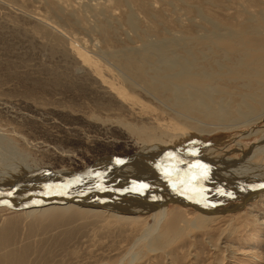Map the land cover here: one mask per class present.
<instances>
[{"label": "rangeland", "instance_id": "obj_1", "mask_svg": "<svg viewBox=\"0 0 264 264\" xmlns=\"http://www.w3.org/2000/svg\"><path fill=\"white\" fill-rule=\"evenodd\" d=\"M263 63L264 0H0V187L149 153L107 181L131 195L116 212L0 206V264H264V192L213 204L232 198L233 167H264ZM187 76L210 88L180 86ZM203 102L220 115H197ZM198 185L222 214L169 203L156 225L141 205Z\"/></svg>", "mask_w": 264, "mask_h": 264}, {"label": "bare ground", "instance_id": "obj_2", "mask_svg": "<svg viewBox=\"0 0 264 264\" xmlns=\"http://www.w3.org/2000/svg\"><path fill=\"white\" fill-rule=\"evenodd\" d=\"M243 34V33H242ZM241 36V35H240ZM244 36V35H243ZM242 40V39H241ZM238 42H240L238 40ZM242 42V41H241ZM240 42V43H241ZM152 54V53H151ZM148 57V56H147ZM260 58V57H259ZM128 59V58H127ZM259 60V59H258ZM128 61V60H127ZM137 62V61H136ZM195 64V63H194ZM139 65V64H138ZM141 65V64H140ZM139 65V66H140ZM261 65V66H260ZM259 66H257L259 69H260V80L264 81V63L263 65L260 64ZM127 66H129L127 64ZM142 66H144V64H142ZM133 67V66H132ZM195 68V67H194ZM193 68V69H194ZM197 68V67H196ZM137 69V68H136ZM199 69V68H198ZM257 69V68H256ZM133 70V69H132ZM145 70H143L144 72ZM241 71V70H240ZM247 71V70H246ZM257 71V70H256ZM259 71V70H258ZM135 72V71H133ZM145 73V72H144ZM235 73V74H234ZM237 72H233V75H236ZM250 73V72H249ZM256 74H258L256 72ZM232 75V76H233ZM239 75L241 76V73H239ZM238 75V76H239ZM244 75V74H243ZM237 76V77H238ZM188 79L184 78L185 80H183V76L180 80L179 78V81H178V84L180 86H183L185 85V87L187 88V86H190L192 85L195 86V88H202L204 87V90L206 88H210L208 87L210 82H205L203 81L204 79L202 80H191L189 79L190 77L187 76ZM199 78V77H198ZM239 78V77H238ZM256 78V76H255ZM258 78V77H257ZM193 79V78H192ZM245 79V78H244ZM248 79V78H247ZM259 79V78H258ZM242 80V79H241ZM263 83V86H264V82ZM167 82V81H166ZM257 82V81H256ZM163 84V83H162ZM166 84V83H165ZM171 84V83H170ZM258 84V82H257ZM259 85V84H258ZM152 86L150 85V88ZM157 87V86H156ZM156 87H154L156 89ZM191 87V88H192ZM262 87V86H260ZM153 88V87H152ZM159 88H157L156 90H158ZM194 89V88H193ZM262 89V88H261ZM264 90V89H262ZM197 91V90H196ZM208 91V90H207ZM200 92V91H199ZM203 92V91H202ZM206 92V90L204 91ZM264 92V91H263ZM262 92V93H263ZM201 94V92H200ZM202 95V94H201ZM209 99H213V98H209ZM262 99V98H261ZM216 101V100H215ZM261 101V100H260ZM263 101H264V94H263ZM214 102V100H213ZM219 102V101H218ZM259 102V101H258ZM194 104V101L192 102ZM229 103V102H228ZM261 103V102H260ZM263 103V102H262ZM220 104V103H219ZM224 104V102H223ZM221 104V105H223ZM234 104V103H233ZM231 104V105H233ZM236 104V103H235ZM186 105H187V101H186ZM215 104H209V103H206V102H203V105H202V110L199 111L197 110L196 113L197 115L201 116V117H205L206 119L207 118H214L216 117L217 115V107L214 109V106ZM218 105V104H217ZM227 105V104H226ZM220 106V105H218ZM232 107V106H231ZM239 107V106H237ZM261 107V106H260ZM233 108V107H232ZM196 109V108H195ZM220 109V108H219ZM262 109V108H261ZM193 110V109H192ZM236 110H234L235 112ZM238 112V111H237ZM220 112H218L219 114ZM246 113V112H245ZM254 113V112H253ZM229 114V113H228ZM220 115V114H219ZM232 115V112L230 113V115L228 117H230ZM258 115V114H257ZM192 118H189V119H192L193 121L194 120H198L197 118L198 117H194V116H191ZM232 117V116H231ZM234 118V116H233ZM238 118V117H237ZM231 119V118H230ZM263 120L264 119V110L259 113V115L257 116V118L255 120ZM233 120V119H231ZM238 120V119H237ZM255 120H252V121H247V122H243L242 124H248L250 125L252 122H255ZM230 121V120H228ZM196 122V121H195ZM239 122V121H238ZM241 123V122H240ZM258 123V122H257ZM256 124V123H255ZM227 126V125H226ZM225 126V127H226ZM223 127V126H222ZM224 128V127H223ZM181 129H184L183 127H181ZM221 129V128H220ZM226 131L229 130L228 128H224ZM233 130V129H232ZM253 130V129H252ZM230 131V130H229ZM261 142L264 143V136L261 138L260 140ZM262 144V143H261ZM259 145H256V146H253V148L251 149V151L249 153H251L250 155H253L252 153L254 151H256V147H258ZM264 146V144H263ZM147 151L145 152H141V153H137V154H134L132 156H129L127 158H122V159H119V158H115V159H107V160H102L100 161L99 163H97V165L95 167H91V168H88V169H85V170H82L80 172H64V171H47V174H40V175H25V181L27 184L25 185H17V186H14L15 188V193H17L16 196H14L13 198H11V200L9 201V206H4V207H7L9 208L10 210H14L16 209L17 207H19L20 205H23L24 203H35V204H41V203H45L49 200H51V203L48 204L47 206H44L46 208H55L54 206H64L65 208H67V205L68 204H73L75 206H78L80 208H83V209H100V210H115L116 212V209L118 207H121V208H124L125 206H128L127 205V202L128 200H131L132 199H128L127 197L131 196H127V197H123L122 194H120V192H113V193H107V181L108 182H113V185L114 184H119L121 180H119L115 174V172H117L120 168H122L123 166L125 165H128V164H134L136 163V160L139 159L140 157H149L147 156L146 154H149L147 153ZM264 151H261V150H258L257 151V154H262ZM146 153V154H145ZM248 153L247 154H244V157H248L250 156ZM256 153V152H255ZM177 156V155H176ZM185 156H188V158H190V160L192 159V161L194 163H197L196 160L198 162H202L201 161V158L199 157H193V156H190V155H187L185 154ZM204 156V155H203ZM202 156V157H203ZM206 156V155H205ZM264 156V154L262 155ZM209 157V156H208ZM207 157V158H208ZM243 157V158H244ZM259 157V156H258ZM211 158V157H210ZM251 158V156L249 157V159ZM264 158V157H263ZM184 159H186L184 157ZM224 159V158H223ZM262 159V157H261ZM145 160V159H144ZM210 160V159H209ZM220 160V159H219ZM259 160V159H258ZM162 160H159V162H161ZM189 161V159H188ZM213 162V160H211ZM222 161V160H221ZM159 162H156L157 164ZM178 162V161H177ZM216 162V161H215ZM223 162V161H222ZM191 163V162H190ZM224 163H227V160L226 162ZM231 163H234V162H230L229 163V166H233V165H230ZM161 164V163H159ZM179 164H182V163H179ZM185 166L184 167H189L186 165V163H184ZM198 164V163H197ZM209 164V163H208ZM219 164V163H218ZM228 164V163H227ZM258 164V163H257ZM165 165V164H164ZM169 165V164H168ZM195 165V164H194ZM192 165V166H194ZM200 165V163H199ZM226 164H224L225 166ZM166 166V165H165ZM202 167H209L208 165H204V163L201 164ZM227 166V165H226ZM217 168V166H216ZM111 169V170H110ZM113 169V170H112ZM164 169V168H162ZM173 169V168H172ZM189 169V168H188ZM187 169V170H188ZM191 169V168H190ZM193 169V168H192ZM218 169V168H217ZM249 169H252V170H256L255 173H259L260 177L262 178V169H264V167L262 168V166L260 167H256L254 164H252L251 162H249V160H247L245 162V165H241L239 167H237V165L235 166V168L233 167L232 168V171L229 172V175H232L230 176L232 180H223V182H225V186L228 187V185H231V188H234V190L228 188V190L231 192L229 193L228 195L226 196H229V195H233L231 199H225V195L224 197L222 196L221 199L217 200L215 199V197H213V199L217 200V201H214L213 200V204L215 205H223L224 203H226L228 201H240L241 203H243L241 206V208L247 206V204L253 200L256 199V196L261 194L262 192H264V181L263 182H259V187H255L254 186H250L251 184H253L254 180L257 179V177L253 176H246V175H242L244 172V174H247ZM214 170V169H213ZM245 170V171H244ZM199 171V170H198ZM205 171V170H204ZM203 171V172H204ZM210 171V172H209ZM208 173L211 175H209L210 177L209 178H215L213 177V171H211L209 169ZM228 171V170H227ZM244 171V172H243ZM242 172V173H240ZM207 173V175H208ZM218 173V172H217ZM216 173V174H217ZM257 173V174H258ZM203 174V173H202ZM220 174V173H218ZM224 174V173H223ZM185 175V174H184ZM183 175V176H184ZM205 174H203L202 176H204ZM226 175V173H225ZM188 176V175H187ZM258 176V175H256ZM185 177V176H184ZM206 177V176H204ZM218 177V176H217ZM264 177V176H263ZM173 178V177H172ZM181 178V177H180ZM190 178V177H189ZM207 178V177H206ZM221 178V177H219ZM229 178V177H228ZM245 178V180H243ZM175 179V177H174ZM217 179V178H216ZM236 179V180H234ZM33 180H37L36 182H34ZM76 181L75 183H71L67 186H62L64 188H61L60 190H64L65 192H63V196L62 198L58 197L57 194L60 193L59 187H61L60 184H63L64 182L66 181ZM110 180H115V181H110ZM142 180V179H141ZM170 180V179H169ZM243 180V181H242ZM130 181V180H129ZM133 181V180H132ZM131 181V182H132ZM140 181V180H139ZM180 181V180H179ZM190 181V180H189ZM237 181V184L235 185ZM18 182V181H17ZM172 182V181H171ZM216 182V181H214ZM82 183H84L86 185V187H83V185H81ZM134 183V181H133ZM177 183V181H176ZM179 183V182H178ZM177 183V184H178ZM256 183V182H255ZM17 184V183H16ZM15 184V185H16ZM128 184V183H127ZM56 185V186H54ZM132 185V184H130ZM134 185V184H133ZM190 185V184H189ZM209 185V184H207ZM4 186V185H3ZM126 186V185H125ZM163 186V185H162ZM199 186V185H198ZM5 187V186H4ZM4 187H0V193L4 190ZM54 187V188H53ZM57 187V188H56ZM209 187V186H208ZM6 188V187H5ZM111 188V187H110ZM151 188V187H149ZM196 188V187H195ZM217 188V187H216ZM155 189H157L155 187ZM189 189V188H188ZM203 189L202 185L199 186V188L196 190V189H192V190H196V191H184L182 187L176 189V190H173V191H167L165 192V194H156V195H160V197L155 198L154 202L150 203V202H146V203H143L141 205H146L147 207H150L149 209L153 208L152 212L151 213V216L152 218H154L155 220V223L156 225H158L161 221H163V219L165 218V215H166V207L168 206L169 203H172V204H176V205H182V206H185L186 208L188 206H190L191 208H194L196 211L200 212V213H205L206 214H210L212 215V217H216V216H219V214H222V212H224L225 210H212L210 207H209V204H211L209 202V200L207 201V198L203 199L202 196L204 195L205 197L208 196L209 198L211 197V195H209V192H211L212 190H206V191H202L201 190ZM210 189V188H209ZM6 190V189H5ZM215 191V190H214ZM98 192V193H97ZM111 192V191H110ZM201 192V193H200ZM220 192V191H219ZM147 193V192H146ZM198 193L201 194L200 198L198 195ZM128 195V194H126ZM115 196V197H114ZM135 197V196H134ZM133 198V197H131ZM208 198V199H209ZM212 199V198H211ZM210 199V200H211ZM137 200V198H136ZM133 201H135V199L133 198ZM138 205V204H137ZM44 207H38V208H31L29 210H32L34 209V211H44V210H47L45 209ZM134 206L130 207L129 211L131 210V208H133ZM219 207V206H218ZM236 207V206H235ZM233 206V208H235ZM43 208V209H42ZM58 208V207H57ZM136 208V207H134ZM120 210V209H119ZM133 210V209H132ZM23 211H26V210H23ZM48 211V210H47ZM121 211V210H120ZM144 211V210H143ZM113 212V211H112ZM37 213V212H36ZM41 213V212H40ZM226 213V212H225ZM227 213H229L227 211ZM133 215V214H132ZM205 216V215H204ZM207 218L208 215H206ZM207 220V219H206Z\"/></svg>", "mask_w": 264, "mask_h": 264}, {"label": "water", "instance_id": "obj_3", "mask_svg": "<svg viewBox=\"0 0 264 264\" xmlns=\"http://www.w3.org/2000/svg\"><path fill=\"white\" fill-rule=\"evenodd\" d=\"M76 181H66L64 182L63 184H60L61 187L57 188V189H61V188H64L62 187L63 185L64 186H67L71 183H75ZM27 184L26 181H25V178H21L18 180L17 184L16 185H25ZM81 184V183H80ZM81 185H83V187H86V185L84 183H82ZM56 186V185H54ZM15 187L12 186L10 189L8 188H5L1 193H0V206H9V201L11 200V198H13L14 196L17 195V193H15ZM54 188V187H53ZM60 193L57 194L58 197L62 198L64 197L63 195V192H65L64 190H60L59 191ZM51 203V200L45 202V203H41V204H35V203H24L23 205H20L19 207H17L16 209H14L15 211H23V210H29L31 208H38V207H44V206H47L48 204Z\"/></svg>", "mask_w": 264, "mask_h": 264}]
</instances>
